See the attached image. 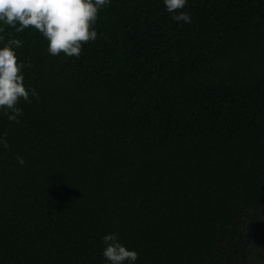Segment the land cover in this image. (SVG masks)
<instances>
[{"label": "trees", "instance_id": "obj_1", "mask_svg": "<svg viewBox=\"0 0 264 264\" xmlns=\"http://www.w3.org/2000/svg\"><path fill=\"white\" fill-rule=\"evenodd\" d=\"M183 11L191 23L164 0H110L79 58L0 23L38 93L19 123L0 110V264H107L112 232L135 264H223L248 240L244 218L264 212V0Z\"/></svg>", "mask_w": 264, "mask_h": 264}, {"label": "clouds", "instance_id": "obj_2", "mask_svg": "<svg viewBox=\"0 0 264 264\" xmlns=\"http://www.w3.org/2000/svg\"><path fill=\"white\" fill-rule=\"evenodd\" d=\"M110 0H0V23L23 32L32 28L37 30L47 41V51L52 56L64 54L79 58L82 46L94 42L98 33L94 28L99 10L107 7ZM187 0H164L166 10L176 22L191 23V16L183 11ZM3 31V29H0ZM0 36V42L3 41ZM22 46L19 39H9L0 47V110L10 121L19 123L23 110L20 101L31 103V96H38L24 83L23 61L18 63L17 48ZM31 67V65H27ZM0 144L7 148L5 139L0 137ZM23 164L24 158L17 157ZM103 257L107 264H135L137 251L129 249L119 239V234L112 232L102 238Z\"/></svg>", "mask_w": 264, "mask_h": 264}, {"label": "rangeland", "instance_id": "obj_3", "mask_svg": "<svg viewBox=\"0 0 264 264\" xmlns=\"http://www.w3.org/2000/svg\"><path fill=\"white\" fill-rule=\"evenodd\" d=\"M242 230L248 240H234L235 244L222 251L219 257L224 255L223 264H264V212L260 218L257 215L245 217Z\"/></svg>", "mask_w": 264, "mask_h": 264}]
</instances>
